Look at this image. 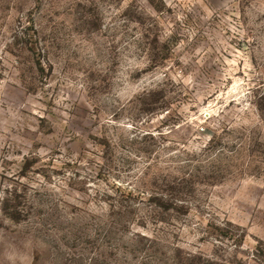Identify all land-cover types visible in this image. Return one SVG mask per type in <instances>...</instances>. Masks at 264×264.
Masks as SVG:
<instances>
[{
    "label": "rangeland",
    "instance_id": "374dc122",
    "mask_svg": "<svg viewBox=\"0 0 264 264\" xmlns=\"http://www.w3.org/2000/svg\"><path fill=\"white\" fill-rule=\"evenodd\" d=\"M0 264H264V0H0Z\"/></svg>",
    "mask_w": 264,
    "mask_h": 264
}]
</instances>
